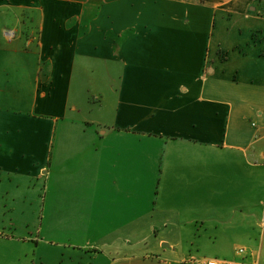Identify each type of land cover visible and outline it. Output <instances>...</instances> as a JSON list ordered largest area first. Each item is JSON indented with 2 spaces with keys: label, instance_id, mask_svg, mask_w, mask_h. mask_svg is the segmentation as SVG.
<instances>
[{
  "label": "crops",
  "instance_id": "obj_1",
  "mask_svg": "<svg viewBox=\"0 0 264 264\" xmlns=\"http://www.w3.org/2000/svg\"><path fill=\"white\" fill-rule=\"evenodd\" d=\"M190 257L264 264L263 1L0 0V264Z\"/></svg>",
  "mask_w": 264,
  "mask_h": 264
},
{
  "label": "rangeland",
  "instance_id": "obj_2",
  "mask_svg": "<svg viewBox=\"0 0 264 264\" xmlns=\"http://www.w3.org/2000/svg\"><path fill=\"white\" fill-rule=\"evenodd\" d=\"M262 1L264 4V0ZM93 93L90 91L88 95L91 96ZM44 165L46 171L47 162ZM40 180L41 182L38 183L37 181L34 183L25 182L18 193L20 197L7 200L6 226L2 231L4 237L10 240L3 243L8 259L15 258L19 250L21 253L26 252L29 255L36 250L33 240L41 225L43 209L45 205L47 207V198L45 197L47 179Z\"/></svg>",
  "mask_w": 264,
  "mask_h": 264
},
{
  "label": "built area",
  "instance_id": "obj_3",
  "mask_svg": "<svg viewBox=\"0 0 264 264\" xmlns=\"http://www.w3.org/2000/svg\"><path fill=\"white\" fill-rule=\"evenodd\" d=\"M238 253H244L243 249H238L237 250ZM187 262L189 264H239L236 262H232V261H224V260H219V259H196L194 257H190Z\"/></svg>",
  "mask_w": 264,
  "mask_h": 264
}]
</instances>
